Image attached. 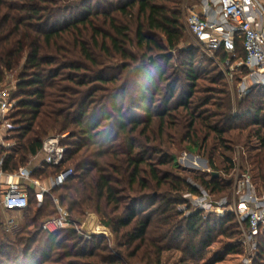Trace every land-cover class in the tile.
<instances>
[{
  "label": "trees",
  "instance_id": "trees-1",
  "mask_svg": "<svg viewBox=\"0 0 264 264\" xmlns=\"http://www.w3.org/2000/svg\"><path fill=\"white\" fill-rule=\"evenodd\" d=\"M115 1L101 0L100 7L93 10L85 7L87 0L72 6H62L57 0H0V83L6 73L17 71L22 65L17 85V118L8 117L12 126L8 135L19 146L0 147L3 171L11 174L26 166L29 157L41 151L52 132L69 133L67 141L61 142L67 149L63 167L72 168L74 174L63 186L55 188L53 195L71 215L84 216L94 211L115 236V247L110 249L104 238L86 239L74 229L45 232L41 242L40 234L32 238L26 235L22 239L27 245L23 251L16 250L13 261L10 256L4 259L5 253L0 251V264H128L135 260L142 264H244L243 235L234 214L213 216L198 210L179 220L183 214L176 209L185 204L183 193L198 195L199 188L160 172L161 167L175 164V160H169L152 145L155 138L151 129L154 120L159 119L164 127L165 120H174L173 113L181 109L188 146L195 149L200 144L204 148L212 134L230 153L227 161L231 165L233 145L229 147L223 138L236 130L248 131L247 138L260 144L259 154L248 160L251 166L255 165V182L264 191V88H254L240 99L244 108L233 115L230 105L225 104L229 99L215 98L216 89L199 87L200 77L193 62L184 61L181 70L188 89L181 91L180 95H184L179 105L171 103L176 98L180 76L172 73L165 79L164 69L155 79L151 74L145 75L142 89L135 88L144 94L138 95L136 102L131 100L129 108L140 110L148 97L150 106L145 118L125 121L123 108L130 84L124 81L116 85L127 66H117L113 74H108V66L95 72L100 66L91 51L98 48L109 57L114 53L134 60L125 47L130 26L113 13L128 19L138 8L136 38L141 47L149 45L148 49L154 37L151 33L163 35L172 51L185 39L186 30L178 9L182 0H118V4ZM69 7L74 11L82 8V15L57 26L63 8ZM88 33L90 40H85ZM156 46L165 51L163 46ZM237 52L239 57H245L241 43L237 44ZM217 75L210 83L216 85L220 81L227 89L223 73ZM97 83L113 85L99 100L94 98L95 94L103 89L97 88ZM219 94L229 95L223 91ZM156 105L160 110L152 113L150 108ZM140 128L138 136H134ZM200 132L206 136L199 143ZM141 138L147 144H142ZM158 154L161 156L154 159ZM60 170L39 168L34 178L47 180ZM152 184L158 194H141ZM200 184L212 195L226 187L215 176L210 181L201 180ZM160 190L165 193L160 195ZM32 201L37 204L36 193L29 191V207L24 213L30 210ZM56 213L53 200L46 197L32 223L40 217L49 221ZM220 239L227 244L205 262L210 248ZM253 264H264V233L259 237Z\"/></svg>",
  "mask_w": 264,
  "mask_h": 264
},
{
  "label": "rangeland",
  "instance_id": "rangeland-1",
  "mask_svg": "<svg viewBox=\"0 0 264 264\" xmlns=\"http://www.w3.org/2000/svg\"><path fill=\"white\" fill-rule=\"evenodd\" d=\"M59 1L60 5L62 6H72L75 4H82V2L86 0H57ZM100 1L101 0H87L89 3H85V7L90 6L93 10L100 7ZM115 4H118V0H116ZM193 4V3H192ZM191 0H182L181 6L178 8L181 11V19L182 24L185 27L186 33H185V39L180 43V45L172 51H169L167 48V42L166 38L161 35L160 33H151L154 36L153 41L151 42V49L147 48V44H144L143 47H141L137 41L136 38V30H137V16H138V8H134L132 11L133 18L126 19L125 17H122L119 13L114 12V16L124 24L128 23L130 26V31L128 33L129 42H127L125 45L126 50L128 51V54L130 56L134 57V60L131 59H123L120 57H117L116 54L111 53V57L103 54L98 48L97 49H91V51L94 53V57L96 58L97 62H99V66L95 69V72H98L105 67H110L111 70H108V74H113L114 71L116 72L117 66L126 67L124 71L122 72L121 78L118 81L116 86H119L124 81H129L130 86L128 87L127 91V100L126 104L123 108V112H125V121H131V120H142L146 116L147 108L150 106V99L147 97L145 101L144 107H139L140 110H137V108H129L130 101L138 99V95L144 94L141 90V93H139V90L142 89L144 86L145 81L143 78H145V75L151 74L152 79H155L157 75L160 73V71H163L166 69V73L164 75V78H170V75L174 73V75L177 74V77L180 76V81L178 83V87L176 90V98L174 101H172L171 106L179 105L180 101L182 100V96L180 95L181 91L186 92L188 89V81L185 80V74H183V70H181V64H184V61H191L193 62L194 69L198 73L200 79L197 82V85L201 87L202 89H216L217 93L215 94V98H220L222 100L226 101L229 99V102H226L225 104H229L231 107V113L233 115H237L241 112V109L244 108V106H241V100L238 96L236 86H231L227 83V89L224 88L222 82L218 81L216 85H213L210 83V80L212 78L216 79L217 74L219 72H222L221 68L214 62V60L207 55V53L204 51L203 47L201 46L200 42H198L194 36L190 33L188 30L187 24H186V14H187V8L190 7ZM194 5V4H193ZM104 6H101L103 8ZM62 17L60 18V21L58 22L57 26H62L67 20H70L72 18H79L82 15V8H79L74 11L72 7H69L68 9L63 8ZM74 11V12H73ZM144 21H141V23ZM102 26V22L100 23ZM106 31H109L108 26L105 27ZM150 34V33H149ZM91 33H88L85 40H90ZM163 46L165 48V51H159L156 47ZM162 58H166L163 61ZM172 59V60H171ZM192 59V60H191ZM166 60V61H165ZM167 61H169L167 63ZM22 64H24L22 62ZM89 67L91 65H88ZM91 69L93 67L91 66ZM138 70V76L136 75V71ZM22 72V65L21 68H19L17 71L6 73L4 76L3 81L0 83V86L9 90L12 94V97L15 99V102H17L16 98H18V89L17 85L20 79V75ZM68 73V72H67ZM135 74V75H134ZM175 77V76H174ZM210 78V79H209ZM114 85V86H115ZM97 88H102L103 91H98L95 94V99H100L106 94V90L112 89L113 85H107V84H95ZM135 86V87H133ZM139 89L137 92L135 91V88ZM203 89V90H204ZM226 92L229 95H221L219 93ZM180 95V96H179ZM106 101V100H105ZM104 101H102L103 105L106 104ZM121 103V101H120ZM135 105V104H134ZM101 106L99 105L98 108ZM208 108V107H207ZM150 110L152 113L160 110L158 109L157 105L154 107H151ZM174 120L169 121L166 119V124L164 127L161 126V122L159 119L154 120L151 132L153 137L155 138L153 146L156 147L157 150H159L163 156L167 157L169 160H175V164L171 162L169 166H163L160 168V172L163 175H171L173 177H178L183 180H185L188 184L203 188L201 186V180L210 181L215 174H217V177L220 178L222 183L226 186L222 192H215L214 193V201L219 202L221 200H226L229 204H235L236 199L233 193V187H234V181L237 176V174H240V172H243L246 168H251L253 174H257V170L255 168L254 173V166L250 165V161L248 160L250 156H256L260 152V144L258 141L254 139H248V131H234L232 133L225 134L223 140L230 145H233L232 150V160H236V148L237 147H244V150H242V156L241 160L238 159L239 164L237 165L240 167V170L235 171L234 163L231 165L227 158L230 156V153L225 150L223 147H221V141L216 139L212 134H210V138L208 139L207 143L205 144L204 148H200V144L197 148L193 149L190 146H188L185 136L187 134V128L186 123L182 119L183 113H181V109L179 112L173 113ZM208 115V114H207ZM206 115V116H207ZM10 116L16 117V108L14 111L10 113ZM9 116V117H10ZM115 118V116H113ZM112 118V119H113ZM106 122H110L109 120ZM108 124V123H106ZM0 131H4L3 127L0 126ZM141 128L136 132L134 136H138ZM5 132V131H4ZM62 138V136H64ZM150 135V138L152 137ZM69 136V133H60L59 131L52 132L49 137H59L61 142L65 139L67 141ZM206 136V133H199L197 142H202L204 137ZM142 144L146 143V140L144 138H141ZM147 144V143H146ZM151 144V143H150ZM7 146L6 149H13L18 148L19 143L12 139L11 135H8L7 137ZM243 152L246 153V155L243 156ZM158 157H155L154 159H158L160 154L157 155ZM211 157L213 158V163H211ZM32 160V157H29L28 164L24 167H27ZM35 166L29 167V170H33ZM148 179V178H147ZM258 182V181H257ZM228 185V186H227ZM204 189V188H203ZM164 190V189H163ZM155 193L158 194L157 190L154 189V186L152 184V188L149 190L143 191L141 194H151ZM165 191L160 190V195H163ZM188 193H183V200L185 204H182L177 207V212L183 214L179 220L182 218L187 217L192 212L198 211L199 208L196 207L190 200L186 198ZM51 198V197H49ZM52 199V198H51ZM48 201V200H47ZM148 201L145 202V206H148ZM158 205V204H157ZM156 205V206H157ZM38 205L36 202L32 201L30 210L21 214V215H9V214H3V210L1 208L0 204V251H4L5 258L11 259L13 261L16 258L17 252L16 250H22L27 245V243L22 238H26L24 236L28 235L29 237H34L38 234L41 236L38 237L39 242L43 239L44 235H46L45 232L51 233L48 230H45L43 228V221L48 220L46 217H40L36 222L33 224L32 221L36 219V213L38 210ZM156 207H153V209ZM143 209V208H140ZM205 215L213 214V216L217 215L216 213H207L203 211ZM230 212V211H226ZM227 214V213H226ZM232 214V213H231ZM71 215V214H70ZM236 217V216H235ZM54 218V217H53ZM52 218V219H53ZM13 220L15 222V227L9 228L7 227V222ZM71 220L76 223V226H71L67 229H74L77 231L78 228L82 230L83 232L87 234H92V236L102 237L106 240V243H108L110 249L115 247V236L109 230L108 227L103 225L102 219L98 214H96L94 211H88L85 213L84 216L79 215H71ZM236 220L239 224V220L236 217ZM43 222V223H42ZM47 222V221H46ZM239 227L241 229V226L239 224ZM22 240L24 242H22ZM23 243L22 245L19 243ZM37 243L36 247L39 246L40 243ZM226 240L220 239L217 243L213 244V246L209 250V254L205 260V262H208V260L212 259L214 254L219 252L221 249H223L226 245ZM20 258V257H19ZM128 264H142L139 261H128Z\"/></svg>",
  "mask_w": 264,
  "mask_h": 264
},
{
  "label": "built area",
  "instance_id": "built-area-1",
  "mask_svg": "<svg viewBox=\"0 0 264 264\" xmlns=\"http://www.w3.org/2000/svg\"><path fill=\"white\" fill-rule=\"evenodd\" d=\"M191 4L186 14L188 30L221 68L227 83L236 86L239 98L248 96L254 88H264V0H191ZM238 43L243 46L244 58L238 56ZM243 71L247 73L245 76ZM15 108L16 102L11 92L0 86V126L4 131L8 132L12 127L8 117ZM242 150L244 147L236 148V160H233L235 171L240 170L237 165ZM66 154L67 149L59 137H48L44 141L38 153L42 156L40 168H61L47 180L34 178V172L39 168L29 170V167H22L7 174L3 171L1 159L0 185L6 186L2 201L4 210H27L29 191H33L39 208L46 197H51L56 206V216L43 224L45 230L53 233L76 226L70 213L53 195V190L63 186L74 174L72 168L63 167ZM233 193L236 199L234 205L226 200L215 202L214 196L203 188L199 189L198 195L188 194L186 198L201 211L216 213L218 216L234 214L243 235L242 244L246 253L244 264H253L258 252L259 237L264 233V191L255 182L251 168L237 174ZM7 227H15V222L8 221ZM82 230L77 229L81 236L86 239L92 237V234Z\"/></svg>",
  "mask_w": 264,
  "mask_h": 264
},
{
  "label": "crops",
  "instance_id": "crops-1",
  "mask_svg": "<svg viewBox=\"0 0 264 264\" xmlns=\"http://www.w3.org/2000/svg\"><path fill=\"white\" fill-rule=\"evenodd\" d=\"M1 130V129H0ZM7 137H8V132L7 131H0V147L3 145V147H8L7 146ZM35 166L34 169L40 168L42 165V156L40 155H36L34 157H32V160L30 162V164L27 167H31V166ZM6 190V186H1L0 185V204H1V208L3 210V214H9V215H21L24 212H19V211H15V212H9V211H5L2 205V201H3V196Z\"/></svg>",
  "mask_w": 264,
  "mask_h": 264
},
{
  "label": "water",
  "instance_id": "water-1",
  "mask_svg": "<svg viewBox=\"0 0 264 264\" xmlns=\"http://www.w3.org/2000/svg\"><path fill=\"white\" fill-rule=\"evenodd\" d=\"M215 177H217V174H215Z\"/></svg>",
  "mask_w": 264,
  "mask_h": 264
}]
</instances>
